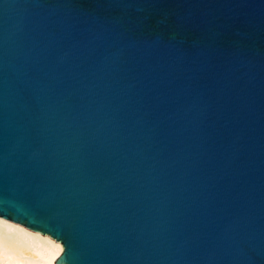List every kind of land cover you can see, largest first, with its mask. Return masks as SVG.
I'll return each mask as SVG.
<instances>
[{"label": "water", "instance_id": "obj_1", "mask_svg": "<svg viewBox=\"0 0 264 264\" xmlns=\"http://www.w3.org/2000/svg\"><path fill=\"white\" fill-rule=\"evenodd\" d=\"M0 219L52 264H264V0H0Z\"/></svg>", "mask_w": 264, "mask_h": 264}, {"label": "bare ground", "instance_id": "obj_2", "mask_svg": "<svg viewBox=\"0 0 264 264\" xmlns=\"http://www.w3.org/2000/svg\"><path fill=\"white\" fill-rule=\"evenodd\" d=\"M60 244L0 219V264H52Z\"/></svg>", "mask_w": 264, "mask_h": 264}]
</instances>
